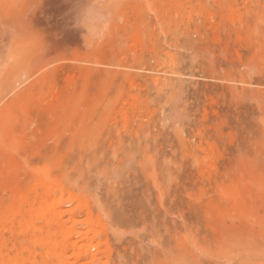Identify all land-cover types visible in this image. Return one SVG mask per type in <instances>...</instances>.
I'll use <instances>...</instances> for the list:
<instances>
[{"label":"rangeland","instance_id":"rangeland-1","mask_svg":"<svg viewBox=\"0 0 264 264\" xmlns=\"http://www.w3.org/2000/svg\"><path fill=\"white\" fill-rule=\"evenodd\" d=\"M112 3L85 47L42 0L46 49L0 56V264L264 258V0Z\"/></svg>","mask_w":264,"mask_h":264},{"label":"clouds","instance_id":"clouds-1","mask_svg":"<svg viewBox=\"0 0 264 264\" xmlns=\"http://www.w3.org/2000/svg\"><path fill=\"white\" fill-rule=\"evenodd\" d=\"M42 0H25L23 5L26 15L14 26L9 27L6 10L13 5L0 0V56L7 58L11 53L31 52L34 45L39 44L46 49V41L41 30L32 24V16L39 8ZM74 26L83 29L81 35L84 46L87 47L97 38L94 15L99 10H112L115 5L112 0H73ZM255 70V69H253ZM210 253H196L186 249L177 252L174 248L158 250L154 264H199V259L210 257Z\"/></svg>","mask_w":264,"mask_h":264},{"label":"bare ground","instance_id":"bare-ground-1","mask_svg":"<svg viewBox=\"0 0 264 264\" xmlns=\"http://www.w3.org/2000/svg\"><path fill=\"white\" fill-rule=\"evenodd\" d=\"M37 20H38V17H37ZM64 35V34H63ZM53 36H55V34L53 35ZM58 49V48H57ZM3 87V86H2ZM7 88V87H6ZM60 190V189H59ZM62 200V195L59 197V198H57V202H60ZM80 233H78V232H76L75 231V228H71L70 230H68V231H63L62 232V242L59 244V247H61V248H63L64 246H65V244L67 243V242H69L70 241V238L73 236V235H79ZM84 239L85 240H88V237H86V235H84ZM90 240V239H89ZM58 258H59V260L60 261H62V260H65V256H64V254L62 253V254H59L58 255ZM67 259V258H66ZM253 260L252 261H247L246 262V264H264V258H260V259H256V257H253L252 258Z\"/></svg>","mask_w":264,"mask_h":264}]
</instances>
